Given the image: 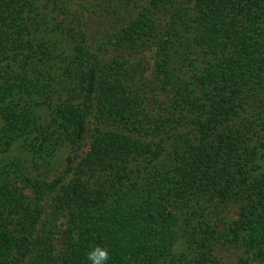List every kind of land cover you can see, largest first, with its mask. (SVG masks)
I'll return each mask as SVG.
<instances>
[{
	"label": "trees",
	"instance_id": "trees-1",
	"mask_svg": "<svg viewBox=\"0 0 264 264\" xmlns=\"http://www.w3.org/2000/svg\"><path fill=\"white\" fill-rule=\"evenodd\" d=\"M264 264V0H0V264Z\"/></svg>",
	"mask_w": 264,
	"mask_h": 264
},
{
	"label": "clouds",
	"instance_id": "clouds-1",
	"mask_svg": "<svg viewBox=\"0 0 264 264\" xmlns=\"http://www.w3.org/2000/svg\"><path fill=\"white\" fill-rule=\"evenodd\" d=\"M86 258L90 264H107L110 259L108 250L100 245L92 247L86 254Z\"/></svg>",
	"mask_w": 264,
	"mask_h": 264
}]
</instances>
